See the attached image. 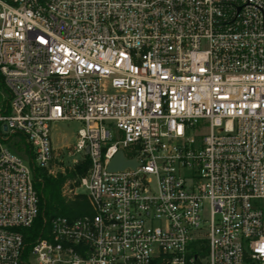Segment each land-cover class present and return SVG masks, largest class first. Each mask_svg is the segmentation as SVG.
Returning a JSON list of instances; mask_svg holds the SVG:
<instances>
[{
	"label": "built area",
	"instance_id": "built-area-1",
	"mask_svg": "<svg viewBox=\"0 0 264 264\" xmlns=\"http://www.w3.org/2000/svg\"><path fill=\"white\" fill-rule=\"evenodd\" d=\"M0 76V264H264V0H0ZM72 121L91 214L27 242Z\"/></svg>",
	"mask_w": 264,
	"mask_h": 264
},
{
	"label": "trees",
	"instance_id": "trees-1",
	"mask_svg": "<svg viewBox=\"0 0 264 264\" xmlns=\"http://www.w3.org/2000/svg\"><path fill=\"white\" fill-rule=\"evenodd\" d=\"M89 165V160L86 159L74 171H67L65 175L50 176L42 171H36L37 183L35 188L39 195L40 212L32 227L22 230L27 242L41 234L42 231L49 230L51 222L55 218L67 217L70 220H75L91 214L85 195L81 194L73 201H68L63 195L65 183L68 180L73 181L78 177L87 175Z\"/></svg>",
	"mask_w": 264,
	"mask_h": 264
},
{
	"label": "rangeland",
	"instance_id": "rangeland-1",
	"mask_svg": "<svg viewBox=\"0 0 264 264\" xmlns=\"http://www.w3.org/2000/svg\"><path fill=\"white\" fill-rule=\"evenodd\" d=\"M82 127V124L74 121L57 122L52 125V140L54 142L57 159L48 170L42 171L43 173H47L50 176H56L58 174L65 175L67 171H74L81 163L77 161L81 158V155L76 154L75 156H71V153L73 146L77 142L78 130ZM5 144L11 148H13V146L19 147L21 151H24L23 142H21L18 137H13L10 142ZM39 172H41V170H39ZM78 178L73 181L68 180L63 187V195L68 201L75 200L81 193L85 194L83 189H77L79 186ZM29 253L30 252H28L27 255H29Z\"/></svg>",
	"mask_w": 264,
	"mask_h": 264
},
{
	"label": "water",
	"instance_id": "water-1",
	"mask_svg": "<svg viewBox=\"0 0 264 264\" xmlns=\"http://www.w3.org/2000/svg\"><path fill=\"white\" fill-rule=\"evenodd\" d=\"M127 168L136 169L137 162L135 160H127L123 152L120 151L112 159L111 163L108 166V171L117 172L123 171Z\"/></svg>",
	"mask_w": 264,
	"mask_h": 264
}]
</instances>
